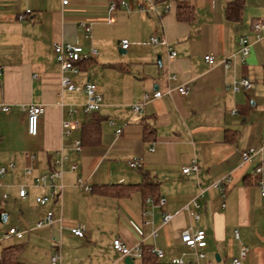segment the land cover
Returning a JSON list of instances; mask_svg holds the SVG:
<instances>
[{"label": "crops", "instance_id": "obj_1", "mask_svg": "<svg viewBox=\"0 0 264 264\" xmlns=\"http://www.w3.org/2000/svg\"><path fill=\"white\" fill-rule=\"evenodd\" d=\"M124 1L127 6L110 11L112 0H68L65 6L62 0H0V103L11 109L0 116L7 129L17 126L21 134L8 145L6 135L0 139V168L15 165L0 186V218L3 215L7 225L15 205L36 203L45 189L34 183V176L49 172L64 150L71 159L64 166L62 197L46 207L36 203L34 208L27 204L19 209L22 219L35 224L46 211L54 213L53 225L36 228L38 234L28 238L42 253L36 264H51L57 240L63 246L62 264H147L142 260L126 263V257L112 247L115 239L163 250L162 263L190 259L179 240L189 226L206 232L202 264H232L243 246L250 249L244 264H264V197L258 184L259 179L264 182V113L255 111L259 106L264 109V37L258 39L251 28L254 20L264 21V0H245L239 22L225 15L232 0H153L162 14L141 11V0ZM166 5L170 11L163 13ZM19 15L24 18L19 20ZM81 22L91 23V39L85 37ZM154 35L166 37L177 53L174 59L165 47L150 43ZM241 37L249 39L250 55L245 64L226 70L222 62L238 51ZM125 39L130 45L127 57L120 59L115 52L122 50ZM55 43L81 46L83 59H92L78 74H68L80 90L62 88ZM91 48L98 54L92 56ZM206 55L214 57L215 65L206 63ZM242 77L255 86L234 95L227 86ZM89 82L103 97L98 112L106 120L99 143L78 153L72 144L80 139L81 128L66 135L62 121L71 112L81 125L86 120L83 88ZM182 85L189 88V95L179 94ZM156 91L163 96L150 100L142 115L132 112L131 105ZM32 104L45 108L35 137L27 132V113L22 109ZM145 126L154 128V135L147 138ZM118 129H122L119 136ZM250 149L258 153L243 164L241 153ZM134 157L141 159V169L128 167ZM193 159L198 162V174L184 175L183 167ZM74 162L76 172L71 171ZM31 166L34 175L26 176L25 168ZM257 168L262 169L259 175ZM227 175L231 182L225 185L226 206L222 207L219 191L211 188L198 198L200 220L190 218L183 208L200 189ZM78 176L93 192L77 185ZM144 182H156V195L167 201L164 208L153 209L148 225L143 216L145 184L123 196L107 191L112 185ZM20 186H26V199L16 193ZM9 199L11 204L4 209ZM164 211L174 215L166 225L161 223ZM78 226L85 229L82 239L71 233ZM10 243L0 239V256L6 248L26 244Z\"/></svg>", "mask_w": 264, "mask_h": 264}, {"label": "built area", "instance_id": "obj_2", "mask_svg": "<svg viewBox=\"0 0 264 264\" xmlns=\"http://www.w3.org/2000/svg\"><path fill=\"white\" fill-rule=\"evenodd\" d=\"M63 5L68 4V0H62ZM125 7L127 3L122 0L120 5L116 2L112 1L110 3L109 9L110 11L116 10L118 7ZM147 6V7H146ZM139 9L141 11H157L156 6L153 0H141L139 4ZM170 6L166 5L164 7L163 13L169 12ZM23 15H19L18 19L22 20ZM111 20H109L110 22ZM80 27L84 31V35L86 38H92V25L89 22H81ZM253 33L256 35L258 39L264 37V21L263 20H254L251 25ZM150 43L153 45H158L161 47H165L167 49V53L170 59H174L177 56L176 51L171 47L168 40L165 36L154 35L150 39ZM129 41L127 39L121 41V49L126 51L129 48ZM53 51L55 58L60 66L62 78H61V86L64 90L68 91H78L81 88L75 85L68 75L69 73L78 74L80 72L79 63L83 59L84 48L78 45H73L70 43H55L53 45ZM251 52V44L247 37H241L239 40V49L236 53L232 54L228 58L224 59L222 62V66L226 70L235 69L237 64H245L247 58L249 57ZM90 54L95 56L98 54V51L94 48H91ZM206 63L210 66L215 65V59L212 55H206L204 57ZM1 70V67H0ZM253 82L246 77H242L240 79H234L233 82L227 86L234 95H239L242 92H248L253 89ZM85 93L86 102L83 104V112L84 113H93L99 111L101 106L103 105V97L97 92L96 85L94 83H87L83 88ZM178 92L181 95H189L190 90L185 85H182L178 88ZM163 96L162 92L156 91L153 94L145 93L143 96V100L140 103H136L131 105V110L136 115H142L145 111L146 104L152 99H158ZM22 109L27 113V132L29 136L35 137L39 132V121L40 118L45 113V108L42 105H29L23 106ZM10 107L8 105L0 103V113H9ZM73 113L71 112L68 115V118L62 121V128L66 135H71L73 131L79 130L81 128V123L74 119ZM233 114L237 113V111H233ZM113 124V123H111ZM122 132V129H118L116 131V135L119 136ZM72 149L78 153L83 151V146L81 140L78 139L73 142ZM153 149H151L152 151ZM258 151L255 150H245L241 153V159L243 164H247L251 162L254 157L257 155ZM71 159L70 152L61 150L59 152L58 158L53 161V168L46 173H41L39 175L34 176V183L45 189V192L42 195L36 197V203L41 207H46L50 204V202L58 200L62 197L63 191V176H64V166ZM31 160H35V156H31ZM128 167L131 170L141 169L143 164L140 158L134 157L128 161ZM14 164L11 163L7 167L0 168V186H2V179L7 173L8 169L14 170ZM78 170L77 163H72L71 171L76 172ZM182 172L184 175L190 174H198L199 165L196 159H193L191 163L185 167H183ZM262 173L261 168H257L255 170V174L259 175ZM26 176L34 175V168L27 167L25 168ZM231 182L230 176H225L216 182L212 183L210 186L200 189V192L197 197H195L190 203H188L183 210L190 218H194L197 221L200 220V215L198 214V209L200 208V204L198 203V198L202 197L208 190L216 189L221 194L223 199L222 207H225V185ZM258 184L261 188V195L264 197V182L262 179L258 180ZM77 185L83 188L86 192H91L92 187L86 182V180L82 176L77 177ZM8 196L4 195L6 199ZM19 197L22 199H26L28 197V192L26 190V186H20L19 189ZM167 204V201L164 197L159 199L158 203H155L151 197H148L145 200V206L143 210V216L145 219V224H150V218L153 216V209L164 208ZM174 218L173 214L168 212H163L161 216L162 225H166L171 222ZM55 223V217L52 210H48L45 216L37 222L36 228H43L46 226H51ZM71 233L77 238L85 237V229L81 226L75 227L71 229ZM24 232L18 228H11L8 232L4 234V239H9L11 237H16L21 239L24 237ZM152 236H156V231L152 232ZM235 237L239 238L238 231L235 232ZM180 243L185 247L188 252L187 256L191 257L190 259H185L184 257L173 258L169 261L168 264H202V261L206 259V248H207V239L206 232L201 229H193L192 227H187L180 233ZM143 243H136L132 246L127 245L121 239H115L113 241L112 247L118 251L123 257H129L133 260H141L143 258ZM62 242L61 240L55 241L54 245V253L51 256V264H62ZM152 254H154L160 261L165 259V252L158 248H152ZM250 249L246 246H243L240 250V254L238 257L232 260V264H244V261L248 257ZM207 264H215L214 261H208Z\"/></svg>", "mask_w": 264, "mask_h": 264}, {"label": "trees", "instance_id": "obj_3", "mask_svg": "<svg viewBox=\"0 0 264 264\" xmlns=\"http://www.w3.org/2000/svg\"><path fill=\"white\" fill-rule=\"evenodd\" d=\"M120 5L122 0H112ZM245 6V0H232L228 3L225 9V15L228 20L233 22L241 21L243 10ZM179 17H182L179 13ZM92 59H82L81 62L78 64L79 68L81 69L83 65L88 64L91 62ZM86 120L81 125V136L80 140L83 147L96 145L100 141L101 133H102V126L104 121L106 120L103 116L99 114L98 111L93 113L86 114ZM153 127V126H152ZM155 130L151 127L145 126V135L147 138L149 136L154 135ZM235 137V136H234ZM53 164V162H52ZM145 184V185H144ZM142 185L147 186V193L144 197V202L148 197H151L155 203L159 202L161 198L160 195H156V189L158 184L156 182H144L141 185H129V186H122V185H112L107 190L109 194H114L117 196H123L126 192L131 193L136 188L142 187ZM93 192V187H92ZM24 250V244L16 245L14 247L6 248L2 251L0 256V264H23L21 261V255ZM152 247L143 245V258L141 259L144 263L147 264H167L162 263L154 254L151 252Z\"/></svg>", "mask_w": 264, "mask_h": 264}, {"label": "rangeland", "instance_id": "obj_4", "mask_svg": "<svg viewBox=\"0 0 264 264\" xmlns=\"http://www.w3.org/2000/svg\"><path fill=\"white\" fill-rule=\"evenodd\" d=\"M120 57V59H125L127 57L126 54H121L119 52V49L117 48L116 52H115V57ZM253 85L255 86V83H253ZM255 111H258L259 113H264V109L262 106H259L257 108V110L255 109ZM14 126H16V124H14ZM7 136V145L12 143V140L15 136L17 135H21L19 130H18V127H13V128H6L5 127V120H4V117L3 116H0V139L2 138V136ZM23 136V134H22ZM11 183H13V180H10ZM3 182V185L5 183L4 180H2ZM19 191L16 190V193H18ZM13 195V193H12ZM11 195V196H12ZM12 198V197H10ZM0 199H2V189L0 188ZM35 199V197H34ZM6 203H4V209L6 207V204H11V200H5ZM29 202V201H28ZM27 204H30L33 208L35 205H37L35 203V201H32V202H25L23 204H17L15 205V209L14 211L11 213V216H10V219H9V222L8 224L6 225V223H4V218H3V215L1 216L0 218V239L3 241V242H8L9 244H11L10 242H19V243H26L24 245V250H23V253L21 255V259L23 261H25L27 264H36V262L40 259L39 257L42 255V253H40L39 250H36L35 247H34V244H32V242H30V240L28 239L29 237L31 236H36V234H38V232L35 231L36 229V225H37V222L40 220H38L36 222V224L34 222L31 223V220L32 219H29L27 217L23 218L22 219V215L20 214V207H25ZM35 204V205H34ZM39 206V205H38ZM41 207V206H40ZM31 208V212H32V209ZM33 213V212H32ZM47 213V211H46ZM45 213V214H46ZM44 214V216H45ZM43 216V217H44ZM42 217V218H43ZM41 218V219H42ZM11 225H14V226H20L21 227V230L25 233L24 235V238L22 239H16L15 237H11L9 239H4L3 236L6 232H8L10 229H9V226ZM35 225V226H34ZM7 226V227H5ZM27 233H30V234H27ZM29 235V236H28ZM53 244L55 245V241H53ZM7 246V245H6ZM40 253V254H39Z\"/></svg>", "mask_w": 264, "mask_h": 264}, {"label": "water", "instance_id": "obj_5", "mask_svg": "<svg viewBox=\"0 0 264 264\" xmlns=\"http://www.w3.org/2000/svg\"><path fill=\"white\" fill-rule=\"evenodd\" d=\"M119 52H120L121 54H125L126 51H124V50H120ZM216 259H217V261H220L219 258H217V256H216ZM133 261H134L133 259H131V258H129V257H126V263H133Z\"/></svg>", "mask_w": 264, "mask_h": 264}]
</instances>
